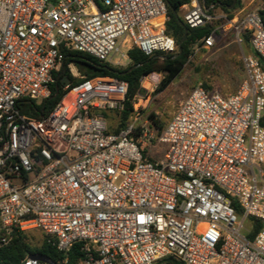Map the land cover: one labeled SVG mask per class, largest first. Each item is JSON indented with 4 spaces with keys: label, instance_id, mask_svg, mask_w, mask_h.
Segmentation results:
<instances>
[{
    "label": "built area",
    "instance_id": "1",
    "mask_svg": "<svg viewBox=\"0 0 264 264\" xmlns=\"http://www.w3.org/2000/svg\"><path fill=\"white\" fill-rule=\"evenodd\" d=\"M228 1L179 11L191 29L217 21L198 49L226 26L238 43L249 36L246 80L228 95L196 87L153 136L136 103L111 132L104 113L124 110L128 83L84 79L65 54L125 69L133 49L175 53L165 0H0V246L40 231L64 254L80 246L78 264H264V227L253 238L245 228L264 222V7L228 19ZM65 66L79 82L48 115L22 114L19 102L48 99ZM159 146L154 161L145 149Z\"/></svg>",
    "mask_w": 264,
    "mask_h": 264
},
{
    "label": "trees",
    "instance_id": "2",
    "mask_svg": "<svg viewBox=\"0 0 264 264\" xmlns=\"http://www.w3.org/2000/svg\"><path fill=\"white\" fill-rule=\"evenodd\" d=\"M165 1L169 17L166 23V32L175 39L176 45L178 46L185 34V28L176 18L173 10H176L179 16L180 7L187 0ZM205 1L206 4L209 5L216 0ZM233 2L234 0H229L223 4L222 10L228 14V19H231L233 11L241 6V0H237L236 7L232 10H228V7L231 6ZM179 18L183 21L180 16ZM215 24L216 23H208L196 29H191L185 25L188 33L182 44L181 54H179L177 50L173 54L156 53L152 56H146L140 50L133 49L128 53L131 59L130 66L125 69H118L104 62H100L85 53L68 51L65 54V65L74 62L84 79H90L96 76H109L128 83V96L124 110L120 113V126L115 131L110 130L111 132L118 133L120 130L126 128L132 119L135 112L134 103L136 98L146 93V90L142 87V79L153 73L162 74L163 78L159 83L157 91L165 90L182 73L184 67L193 55L196 46L201 45L202 40L211 34ZM244 42L250 45L248 35L244 36ZM261 65L264 68V61L262 60ZM55 77L56 83L52 86V93L48 99L37 104L35 101L25 98L19 102L17 109L24 115L33 116L38 119L48 115L60 102L65 93L61 79L67 77L73 83L79 82V80H73L66 66L57 72ZM104 115L106 116L107 113H104ZM155 117L156 116L152 114L149 118L158 130H162L163 127L158 124V121L153 120ZM262 124L264 125V118ZM249 222L252 228L250 237L253 238L264 227V222L255 218H249ZM38 253L49 256L58 264H78L83 258L80 246H75L71 252L64 254L50 244L45 236L41 248L32 249L26 242L24 233H14L12 240L7 245L0 246V264H24L30 255Z\"/></svg>",
    "mask_w": 264,
    "mask_h": 264
},
{
    "label": "rangeland",
    "instance_id": "3",
    "mask_svg": "<svg viewBox=\"0 0 264 264\" xmlns=\"http://www.w3.org/2000/svg\"><path fill=\"white\" fill-rule=\"evenodd\" d=\"M263 3L264 0L260 6H263ZM221 12L217 10L212 14L219 15ZM179 16L182 18V13ZM215 23L217 24V21ZM249 54H251V49L248 44L238 43L229 26L222 28L216 36L215 46L210 49L195 48L182 73L165 90L157 91L163 78L162 74L153 73L142 79V87L146 93L137 97L135 101L139 111L137 123L143 125L148 121L146 127L153 136H156L161 134L179 105L196 87L203 86L208 91L219 92L223 95L237 92L247 78L243 58ZM80 75L82 76L81 73ZM152 114L156 116L153 120L158 121V124L163 127L162 130H158L153 125L149 118ZM134 117L135 114L132 119ZM106 118L110 130L115 131L119 128L120 113L108 112ZM141 141L146 146L150 145L145 139ZM145 151L154 161L164 158V147L162 146L147 147ZM245 228L251 230L249 221L245 222ZM24 237L32 249H40L45 239V235L40 231L24 233Z\"/></svg>",
    "mask_w": 264,
    "mask_h": 264
},
{
    "label": "water",
    "instance_id": "4",
    "mask_svg": "<svg viewBox=\"0 0 264 264\" xmlns=\"http://www.w3.org/2000/svg\"><path fill=\"white\" fill-rule=\"evenodd\" d=\"M237 5V0H234V2L232 3L231 6L228 7V10H232L235 8V6ZM221 7H223V4H220ZM173 13L175 14L176 18L179 20V22L181 23V25L185 28V34L182 38V40L179 42L178 44V53L181 54L182 53V44L184 43L185 39H186V36H187V33H188V30L184 24V22L179 18L176 10H173ZM136 68V67H134ZM69 82V78L67 77H63L61 79V83L63 86H66ZM57 92H58V88H57ZM38 263H44V264H58L56 262H54L49 256L47 255H44V254H33V255H30L28 257V260L26 262V264H38Z\"/></svg>",
    "mask_w": 264,
    "mask_h": 264
},
{
    "label": "crops",
    "instance_id": "5",
    "mask_svg": "<svg viewBox=\"0 0 264 264\" xmlns=\"http://www.w3.org/2000/svg\"><path fill=\"white\" fill-rule=\"evenodd\" d=\"M260 4H262V0H246V1L241 0V6L239 8H237L236 10H234V12L232 13V15H234V14L240 12V11H243V10L244 11H249V10H253V9H256V8H262V7H264V5L263 6L262 5L260 6ZM249 46H250L251 54H252L253 53V50L251 48V45H249Z\"/></svg>",
    "mask_w": 264,
    "mask_h": 264
},
{
    "label": "bare ground",
    "instance_id": "6",
    "mask_svg": "<svg viewBox=\"0 0 264 264\" xmlns=\"http://www.w3.org/2000/svg\"><path fill=\"white\" fill-rule=\"evenodd\" d=\"M24 264H26V263H24Z\"/></svg>",
    "mask_w": 264,
    "mask_h": 264
}]
</instances>
